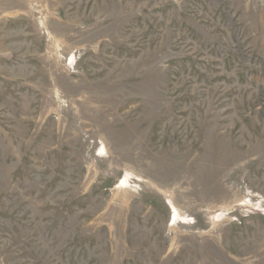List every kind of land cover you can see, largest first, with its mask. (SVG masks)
Masks as SVG:
<instances>
[{
  "label": "rangeland",
  "instance_id": "374dc122",
  "mask_svg": "<svg viewBox=\"0 0 264 264\" xmlns=\"http://www.w3.org/2000/svg\"><path fill=\"white\" fill-rule=\"evenodd\" d=\"M0 264H264V0H0Z\"/></svg>",
  "mask_w": 264,
  "mask_h": 264
}]
</instances>
